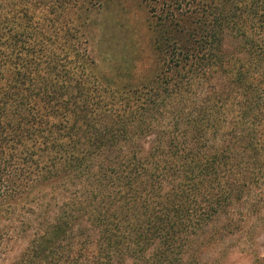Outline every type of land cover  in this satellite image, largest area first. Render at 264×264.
I'll return each mask as SVG.
<instances>
[{
  "label": "trees",
  "instance_id": "16d2710c",
  "mask_svg": "<svg viewBox=\"0 0 264 264\" xmlns=\"http://www.w3.org/2000/svg\"><path fill=\"white\" fill-rule=\"evenodd\" d=\"M100 5L0 0V264H264V0H164L139 86Z\"/></svg>",
  "mask_w": 264,
  "mask_h": 264
},
{
  "label": "rangeland",
  "instance_id": "374dc122",
  "mask_svg": "<svg viewBox=\"0 0 264 264\" xmlns=\"http://www.w3.org/2000/svg\"><path fill=\"white\" fill-rule=\"evenodd\" d=\"M163 1L101 0L100 7L91 11V49L104 83L139 86L154 77L159 67L155 25ZM249 260L246 257L236 264H249Z\"/></svg>",
  "mask_w": 264,
  "mask_h": 264
}]
</instances>
